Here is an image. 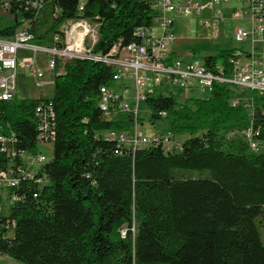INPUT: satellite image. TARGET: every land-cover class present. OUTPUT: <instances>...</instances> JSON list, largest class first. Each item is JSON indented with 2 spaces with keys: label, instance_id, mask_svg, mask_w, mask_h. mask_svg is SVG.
<instances>
[{
  "label": "trees",
  "instance_id": "trees-1",
  "mask_svg": "<svg viewBox=\"0 0 264 264\" xmlns=\"http://www.w3.org/2000/svg\"><path fill=\"white\" fill-rule=\"evenodd\" d=\"M76 19L98 24L87 48L104 56L138 43L134 32L149 27L153 13L147 0H0L2 39L25 26L30 44L62 49L60 28ZM236 51L220 50L207 65L223 64L227 77ZM60 67L56 60L51 95L0 101V135L13 139L6 146L17 154L47 144L38 138L37 107L54 114L52 159L37 175L47 182L21 181L0 198V255L17 264H264V94L214 83L204 98L196 91L180 103L181 89H153L143 102L148 121H168L166 133L189 137L173 149L119 153L101 135L127 134L142 120L132 113L103 118L100 87L116 88L114 69L79 58L67 60L61 74ZM20 163L0 151V171ZM12 195L17 200L9 202ZM7 221L14 222L11 237Z\"/></svg>",
  "mask_w": 264,
  "mask_h": 264
},
{
  "label": "built area",
  "instance_id": "built-area-1",
  "mask_svg": "<svg viewBox=\"0 0 264 264\" xmlns=\"http://www.w3.org/2000/svg\"><path fill=\"white\" fill-rule=\"evenodd\" d=\"M153 13V21L149 27H139L134 35L138 43H131L125 47L114 46L104 56H91L90 50H86L85 39L93 36V23L84 19H76L67 22L60 30L64 35L63 47L42 48L30 44L31 36L27 29H20L10 39L0 38V101H10L17 96V70L19 66L33 68V61L29 58H18L19 51L32 50L43 51L51 55L48 61V69L53 71L56 60L67 56L72 58L91 59L102 62L114 69L113 81L116 88L100 87L99 107L105 120L111 119L115 114L132 113L135 119L138 117L139 104L143 103L146 94L153 89L175 90L179 97L198 91H210L213 84H225L237 86L246 91H256L264 94V0H243V8L236 10L232 16L235 19L247 21L249 27L237 28L234 32V40L238 43L247 42V50H237L228 59L231 70L227 77L224 76V65L221 63L207 65L208 55L196 58L190 54L186 58L174 57L172 44L174 42L172 14L184 16H205L203 26L214 30L215 26L223 22L221 6L229 0H147ZM81 10V8H80ZM90 35V36H89ZM89 36V37H88ZM88 37V38H87ZM54 41H58L55 37ZM60 44V43H59ZM149 70L161 71V78H148ZM166 71H174V78H166ZM37 79H43L41 70L35 72ZM131 82L132 89L127 84ZM123 85H122V84ZM44 82L38 81L36 86L42 87ZM118 85L123 88L120 92ZM131 89V90H130ZM131 92V97L129 96ZM129 99H132L129 101ZM238 103L232 101V106ZM50 107V105H48ZM41 104L36 109V115L40 119V143H51L54 137V114L52 108L44 111ZM165 117V113H159ZM50 122L51 124H49ZM51 125V126H50ZM13 137V136H12ZM103 138L114 139L119 153L121 150L147 148L150 146L167 145L172 141L169 133H154L146 135L138 130L136 124L131 132L125 134L116 131H107L101 135ZM8 141L0 135L1 152L12 160L16 156L21 163L0 171V198L9 190H15L21 181L32 180L39 187L45 185V175L37 177L40 167L46 162L45 156L36 152L17 154L9 146ZM10 143V142H9ZM254 148L255 145L252 143ZM131 150V151H132ZM34 167V168H32ZM34 198L37 194L33 195ZM16 196L8 200L14 202ZM2 205L0 203V217H2ZM5 237L13 233L14 222L7 221L3 225Z\"/></svg>",
  "mask_w": 264,
  "mask_h": 264
},
{
  "label": "rangeland",
  "instance_id": "rangeland-1",
  "mask_svg": "<svg viewBox=\"0 0 264 264\" xmlns=\"http://www.w3.org/2000/svg\"><path fill=\"white\" fill-rule=\"evenodd\" d=\"M231 4H234L231 2ZM208 13H205L207 16ZM173 18V31L175 33V42L172 45V48L181 54H185L189 52V50L196 51V58L205 57L211 54H215L220 50H247L249 45L247 42L238 43L234 40V32L239 26L247 29L249 25L244 26L245 23L242 21H238L233 17H225L223 22L218 23L214 30L206 29L203 26V20L205 16L191 15L184 16L179 14H172ZM25 28V26L23 27ZM93 36L89 37V39H85V47L86 50H89L94 45L97 40L98 28L96 23H93ZM87 37V38H88ZM191 53L189 52L187 56ZM186 56V57H187ZM18 58L21 60L23 58H29L33 61L34 65L32 69L28 67L19 66L17 70V96L19 98L24 99H36L39 96H49L53 91V77L55 75V71H51L48 69V61L51 58V55L43 52V51H32V50H22L18 53ZM185 58V57H181ZM68 60V57L65 56L60 59L61 67L58 71L59 74L63 73L62 65ZM41 70L44 73L43 79H37L35 72L37 70ZM148 78H157L154 73L148 72ZM38 81L41 82H52L50 85H43L42 87H37L36 84ZM122 84V83H121ZM127 84L132 89L131 82H127ZM123 85V84H122ZM119 91L122 92L123 88L118 85ZM130 89V90H131ZM245 91V90H242ZM131 92H129V96L131 97ZM192 95V94H191ZM189 96V95H188ZM206 96V92L195 93V97L204 98ZM238 97H232V100H237L238 102L241 100V96L239 94ZM187 97V96H186ZM184 96L179 97V102L182 103L185 99ZM190 97V98H195ZM132 99H129L131 101ZM149 112L145 108L143 103L139 104V113L138 119H141L142 122H136L138 126V130H140L144 134L151 133H166L168 130V121H161L155 124H151L148 121ZM172 141L167 146L170 149L176 146L177 143H182L189 137V134L183 135H172ZM175 149V148H174ZM37 152L45 156L46 163L50 162L52 159V145L44 144L38 145ZM188 176L192 178L199 176H206L207 173L203 172L202 174L199 172H186ZM262 237L264 240V217L262 218ZM0 263L1 264H17L13 260L0 255Z\"/></svg>",
  "mask_w": 264,
  "mask_h": 264
},
{
  "label": "crops",
  "instance_id": "crops-1",
  "mask_svg": "<svg viewBox=\"0 0 264 264\" xmlns=\"http://www.w3.org/2000/svg\"><path fill=\"white\" fill-rule=\"evenodd\" d=\"M231 2H233L234 4H231ZM243 8V0H229L228 1V3L227 4H224V5H222L221 6V11H222V17L223 18H225L226 16L228 17H233L232 16V14L236 11V10H240V9H242ZM208 15H210V13H208ZM238 21H242V23H245V25L244 26H247L248 25V23H247V21H245V20H242V19H237ZM96 25H98L97 23H96ZM240 27H242V26H239V28ZM173 33H174V31H173ZM174 42H175V33H174ZM174 42H173V44H174ZM172 44V45H173ZM191 50H189V52H190ZM172 52L175 54V55H177L178 57H185L186 58V56L188 55V53L189 52H187V53H185V54H181V53H179V52H177L176 50H174L173 48H172ZM45 83V85H50L52 82H44ZM181 143H177L176 144V147H178L179 145H180ZM52 150H53V147H52ZM32 168H34V167H32ZM6 202H7V200H6ZM2 205V204H1ZM3 206V205H2ZM12 236V234H10V237ZM1 264V263H0Z\"/></svg>",
  "mask_w": 264,
  "mask_h": 264
},
{
  "label": "bare ground",
  "instance_id": "bare-ground-1",
  "mask_svg": "<svg viewBox=\"0 0 264 264\" xmlns=\"http://www.w3.org/2000/svg\"><path fill=\"white\" fill-rule=\"evenodd\" d=\"M148 72H152L157 78H161V71L159 70H149ZM166 78H174V71H166Z\"/></svg>",
  "mask_w": 264,
  "mask_h": 264
}]
</instances>
